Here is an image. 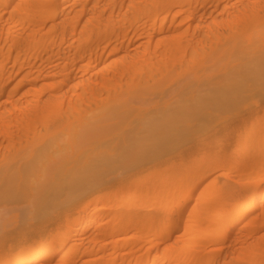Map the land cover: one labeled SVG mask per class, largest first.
<instances>
[{"label":"rangeland","instance_id":"1","mask_svg":"<svg viewBox=\"0 0 264 264\" xmlns=\"http://www.w3.org/2000/svg\"><path fill=\"white\" fill-rule=\"evenodd\" d=\"M74 1L70 0V5ZM121 1L117 0V3ZM168 2L159 5L157 19L149 20H156L160 24L168 16V28L156 29L148 41L144 38L146 42L143 45L132 49L130 54L109 59L94 75L85 78L77 76L72 78L70 86L61 84L57 88H52L50 84L58 78L40 77L22 83L30 88L29 91L14 95L5 93L2 96V104L7 110L0 109V171L24 169L32 161L30 150L46 142L44 138L48 130L56 123H67L82 115L91 116L99 110L102 101L121 93H131L135 102L125 105L124 118L114 116L110 121L103 122V127L101 125L102 128L96 132L97 137H101L89 144L88 148L98 145L104 138L102 135L107 141L112 140L116 133L126 130L128 122H132V125L127 133L135 134L139 103L143 105L144 102V107L153 108L155 102L162 101V91L168 93L169 97L174 95L175 89L190 81L182 93L188 96L192 88L198 86L197 83L205 84L214 78L223 79L224 75L235 73L244 62L243 53L252 46L250 40L256 39L252 38L255 26L264 24V0H222L219 4L209 0L204 3L199 0ZM31 3L32 0H0V37L2 28L8 23L19 25L24 8L35 10ZM95 3L94 11L100 9L99 6L108 9L114 7L112 0H96ZM66 13H61L58 8L56 16H52L49 23L61 22ZM174 14L177 18L173 21ZM147 21L148 18L135 19L134 23L141 25ZM195 28L197 35L192 36ZM79 35L76 33L77 37ZM42 37L45 41L58 43L62 37L69 40L72 34L69 30L57 29L55 32L46 28ZM174 46H183L187 51L183 57L178 55L177 59L168 60L162 53ZM5 49H11L12 54L17 53V47L6 44ZM5 62L7 68L12 70L13 56ZM66 63L70 66L73 62ZM35 65H41V62ZM117 68L121 71H117ZM208 71L213 74L207 75ZM195 75L200 76L199 80H194ZM60 79L64 81L65 77ZM10 83L13 84V81ZM106 85L113 88L105 91ZM91 90L96 94L91 101L77 102L75 99L57 97L71 94L86 96ZM36 96H40L39 101L34 100ZM246 103L244 100L225 110L212 109L213 113L195 114L189 130L177 136L176 145L187 140L195 148L200 147L203 138L209 140L218 124L215 121L217 118L243 111ZM43 114L49 116L46 122L39 121ZM262 114L263 111H259V115ZM28 118L37 121L22 132ZM249 131L250 137L246 140L245 135ZM237 133L242 136L240 140ZM262 137L264 118H253L231 131L228 147L220 152L223 135L218 136L211 145L204 144L199 152L192 151L184 157L179 155V150L162 155L159 160L161 168L107 171L104 177L113 178V182L86 190L76 199V206L71 205L70 208L76 207L73 210L76 223L91 204L94 209L92 214H85L86 218L95 216L102 208L120 211L122 215L115 219L110 211L97 217L88 232L62 240V250L49 257L47 264H127L137 257L161 256L169 252L174 254V259L164 264H229L236 261L242 264L244 258L253 253L256 239L264 236V222L252 231L228 227L222 222L225 215L221 211L228 203L234 213L240 199L247 197L249 190L264 178V145L257 142ZM239 145L244 147L242 152L233 155L232 151ZM255 173L257 179L247 181ZM114 179L119 180L114 182ZM29 201L28 198L15 199L10 203V206H17L13 214L11 210L7 211L6 220L12 218L6 221L5 226L0 225V252L12 255L27 247L36 249L41 240L50 235V231L36 227L40 220L30 217L27 211ZM4 204L0 199V205ZM194 218L200 219L201 226L186 230ZM112 225L118 226V229L108 233L107 229ZM203 232L210 233L211 237L195 239L190 246L192 237ZM257 247L258 259L264 263V238ZM182 259L185 262H181Z\"/></svg>","mask_w":264,"mask_h":264},{"label":"bare ground","instance_id":"2","mask_svg":"<svg viewBox=\"0 0 264 264\" xmlns=\"http://www.w3.org/2000/svg\"><path fill=\"white\" fill-rule=\"evenodd\" d=\"M112 1L114 7L111 9L99 6L100 9L94 11L96 0H75L71 5L70 0H60V2L32 0L31 6L36 7L35 10L24 8L19 17L18 26L16 23H8L3 27L0 37L2 39L0 40V109L7 110L1 101L5 93L14 95L30 90L26 85H22L24 81L54 77L58 79L52 81L50 84L52 88H57L61 84L70 86L72 78L94 75L109 59L121 54H130L132 49L143 45L146 42L144 38L148 41L155 34L156 29L168 28L166 24L168 16H165L160 24H157L156 20L150 21L157 19L160 14L159 5L166 4L169 0H122L119 4L117 0ZM199 1L204 3L208 0ZM209 1L219 4L222 0ZM90 5L93 7H89ZM58 8L61 13L67 12L66 17L59 23H49L50 18L56 16ZM176 12L179 13V11ZM142 18H148V21L141 25L134 23L135 19L140 21ZM176 18L174 14L173 21ZM255 27L252 38L256 39L250 40L252 46L243 53L244 62L237 67L235 73L229 76L224 75L223 79L222 77L214 78L205 84L197 83L198 86L192 88L188 96H183L182 93L187 89L186 86L190 81L175 89L174 95L169 97L168 93L162 91V101L155 102L153 112L150 106L144 107L146 106L144 102V106L139 103L140 110L136 115V119L139 120L135 134L127 133L129 126L132 125V122H128L125 125L126 130L116 133L112 140L107 141L105 135H102L104 138L98 145L88 148L89 144L101 137H97L96 132L101 125L103 127V122L115 117L124 118L125 105L135 102L131 93L123 95L121 93L120 96L116 95L102 101L98 106L99 110L91 116L82 115L67 123H56L52 129L48 130L44 138L46 142L30 150L32 161L24 169H14L12 172L9 169L0 171V199L5 203L0 205V225L5 226L6 221L12 218L9 217L6 220V214L9 213L7 211L11 210L13 214L16 210L17 205L10 206L13 200L28 198L30 201L27 211L30 217L32 220H40L36 227L39 230L51 232L48 237L41 240L36 249L27 247L12 255L0 252V264H47L46 260L49 257L62 250L64 246L62 240L69 239L78 233L88 232V228L97 217L111 211L113 217L118 219L122 212L107 208H102L96 212L95 216L86 218L85 214L88 212L92 214L94 209L91 204L87 206L82 219L76 223L73 215L76 207L70 208L71 205L76 206V199L86 190L112 183L113 178L104 177L107 171L161 168L159 160L162 155L179 150V155L184 157L192 151L199 152L204 144L211 145L218 136L223 135L224 138L218 150L220 152L221 149L228 147V137L233 129L237 130L253 118L262 120L264 118V24H258ZM46 28L55 32L57 29L69 30L72 37L69 40L62 37L58 43L45 41L42 34ZM196 30L197 28L192 36L197 35ZM186 31L189 33V28ZM76 33H80L79 37ZM6 44L17 47V53L12 54L11 49L6 50ZM186 51L187 49L183 46H174L166 48L162 55L165 54L168 60L172 58L175 60L178 55L182 56ZM12 56L14 64L12 70H9L5 60L11 59ZM67 61H72V65L69 66ZM39 62L41 65H35ZM117 71L121 70L117 68ZM212 74L210 71L207 72V75ZM60 77H65V80L62 81ZM199 77L195 75L194 80H199ZM12 81L13 84L10 83ZM111 86L106 85L105 91L113 88ZM94 92L91 90V93L86 96L71 94L57 97L64 100L71 98L77 102L91 101L96 95ZM127 92H130L129 89ZM34 100L39 101L40 96H36ZM244 100L247 103L243 111L239 110L215 120L218 123L217 126L210 134L209 140L202 139L200 147L195 148L187 143V140L176 145L177 136L189 130L195 114L213 113L212 109L225 110ZM259 111H263V114L259 115ZM48 117L47 114H43L39 121L46 122ZM36 121L35 118H28L21 131H27V126ZM250 132L245 135L246 140L249 139ZM93 133L95 134L92 135ZM237 136L238 140L242 137L239 133ZM257 142L264 145V138H260ZM243 148L242 145L236 147L232 151L233 155L241 153ZM257 177L255 173L248 177L247 181H254ZM118 180L114 179V182ZM249 193L247 197L240 199L234 213L231 205L224 204L221 212L225 215L222 222L226 226L252 231L262 225L264 222V178L260 184L249 190ZM199 220L194 218L186 230L200 227ZM117 229L118 226L112 225L107 231L110 233ZM218 235L217 232L216 236ZM210 237L208 232L195 234L189 245H193L195 239L206 240ZM261 238L264 236L256 239L253 253L250 256L247 255L242 264H264L258 259L259 252H257L259 248L257 245ZM244 254L241 256L244 257ZM173 259L174 254L169 252L161 256L154 254L137 257L127 264H164ZM181 262H185V259ZM229 264L239 263L236 261Z\"/></svg>","mask_w":264,"mask_h":264}]
</instances>
